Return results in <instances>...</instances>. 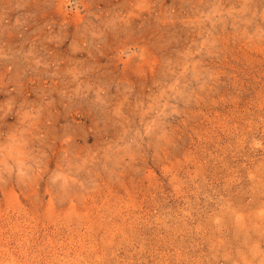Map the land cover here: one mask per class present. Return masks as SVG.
Instances as JSON below:
<instances>
[{
    "label": "rangeland",
    "instance_id": "rangeland-1",
    "mask_svg": "<svg viewBox=\"0 0 264 264\" xmlns=\"http://www.w3.org/2000/svg\"><path fill=\"white\" fill-rule=\"evenodd\" d=\"M0 264H264V0H0Z\"/></svg>",
    "mask_w": 264,
    "mask_h": 264
}]
</instances>
